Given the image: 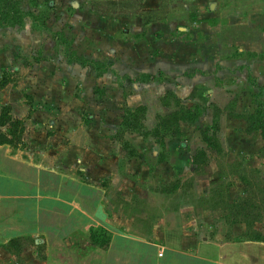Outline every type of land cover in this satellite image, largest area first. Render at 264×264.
<instances>
[{"label":"rangeland","instance_id":"1","mask_svg":"<svg viewBox=\"0 0 264 264\" xmlns=\"http://www.w3.org/2000/svg\"><path fill=\"white\" fill-rule=\"evenodd\" d=\"M21 4L28 14L24 24L0 30V88L7 82L12 90L20 85L23 96L10 95L15 103L8 106L11 115L25 119L32 113L28 106L35 104L42 109L44 126L30 127L26 134V127L15 126L16 149H26L28 138L46 148L48 158H65L77 152L76 147L84 149L76 133L85 139L94 135L95 143L86 146L98 154L94 156L98 169V161L102 164L112 154L108 167L113 173L103 185L107 208L122 216L117 219L119 228L151 238L156 230L179 235L190 226L203 240L209 234L201 221L226 218L225 224L213 223L215 231L206 239L216 253L215 234H225L234 221H246L247 238L260 243L244 255L237 249L243 244L230 246L226 263L264 264V0H21ZM145 34L146 45L137 47L139 36ZM163 44L170 46V54L185 49L188 54L170 72L145 65L144 59L154 52H166ZM94 60L105 62L106 77L98 78L103 68ZM222 69L228 71L225 81L218 77ZM148 70L155 74L152 78L143 76ZM166 74L171 80L159 85ZM196 74L200 77L193 82L183 79ZM38 79L42 88L49 89L47 96ZM30 83L41 93H26ZM118 83L125 95L133 93L127 102ZM215 87H220L210 93L215 101L204 99ZM174 88L188 99L173 95ZM5 94L0 92V102ZM161 96L165 104L176 105L172 112L167 113ZM202 102L220 109L215 107L214 124L208 130L203 128L212 124L211 115L184 126L186 147L180 140L171 143L184 153H166L152 140L159 132L158 113H166L160 117L166 126L162 132L177 133L180 118L201 115ZM94 119L95 132L86 131ZM133 130L141 135L128 134ZM106 138L112 139L109 146ZM182 159L183 177L177 166ZM168 171L171 175H165ZM108 240L109 233L95 228L89 239L77 233L49 251L40 247L38 259L46 258L47 264H104ZM33 262L20 259V264Z\"/></svg>","mask_w":264,"mask_h":264},{"label":"crops","instance_id":"2","mask_svg":"<svg viewBox=\"0 0 264 264\" xmlns=\"http://www.w3.org/2000/svg\"><path fill=\"white\" fill-rule=\"evenodd\" d=\"M12 28L17 27H0V30ZM137 31L140 32V29L138 28ZM148 34L142 35L143 37L139 36L140 39L136 42L137 47L146 45V39L149 40ZM141 37L146 38L141 39ZM249 44H251V49L256 50L257 44L255 41H251ZM163 46L167 48L166 52L160 55H156L157 52H154L155 55H150L148 59H144L146 62L145 65L148 63L153 66L157 65L159 67L158 69L166 67L170 72V69H177L175 63L183 62L185 60L184 57H187L188 54L185 53L186 49L179 54L178 52L177 54L176 52L170 54V46L164 44ZM1 63L2 61L0 65ZM223 63L224 61L220 65H223ZM74 65L76 66V64ZM198 68L201 69V66H198ZM204 71L207 73L210 72L206 68H204ZM226 71L222 69L218 74L219 79H222V81L226 79L223 75ZM108 73L106 72L98 78L102 79ZM4 74L5 72L2 78ZM147 74H152L151 78L155 75L152 71L148 70V72L143 73V76ZM198 77L200 76L196 74L195 77L188 76L183 77V79H188L189 82H193ZM205 77H209V75ZM163 80L167 81L171 80V78L166 74V76L161 77V80L157 81L158 84L162 85ZM37 81L42 88L39 79ZM10 85L11 83L7 82L0 88L2 94L6 93L5 96H1L3 101L0 102V116L3 106H15V103L10 99L12 93L17 92L21 94V97L23 96L20 85L13 90L10 88ZM118 86L123 93L124 100L127 102L133 96V93L125 95L119 83ZM178 87L181 88L180 86ZM183 88L185 92L186 87L183 86ZM215 88L208 90L207 95L205 94L203 98L205 99L206 97L207 100L212 99V101H215L213 100L215 95H211L210 93L215 92L220 87ZM42 89L43 94L47 96L49 89L46 86ZM102 89H104V94H107V87L104 86ZM179 91L177 88L170 90L173 95L182 99V101L188 99L187 95L184 96ZM26 93L34 95L41 92L32 83L30 86H27ZM36 96L38 97L39 95ZM163 96H161L163 106L168 110L167 113L172 112L176 105L165 104ZM208 103L202 102L203 112L194 121L187 119L179 120V135H173L172 133L165 135L163 144L157 142L155 135L154 137L150 135L152 140L161 146L166 153L174 150H179L181 153H184V149H174L171 143L172 141L180 140L182 146L186 147L187 144L183 140L186 134L184 126H194L206 116H212V124L205 129L203 128V130H208L212 127L215 120V107L218 108L219 106L215 105L213 109L212 106H208ZM28 107L29 112L32 110L29 117L24 119L23 117L12 116L15 119H21L25 122V134L28 133L30 127L38 129L43 125L40 119L42 112L40 110L42 109L37 110L35 104L33 107ZM41 107L47 110L44 106ZM137 107L140 108L142 106ZM143 107L149 110L148 106H144V104ZM27 111V107L24 108V113ZM132 111L135 112L136 110ZM165 115L166 113H158V125L155 127L156 129L160 126V117H164ZM96 119L99 118L96 117ZM96 119L86 125L88 129L86 131L91 129V131L95 132V128L92 125L97 123ZM61 127L64 128L65 126ZM9 128L10 125H0V135L7 134L8 137L12 138V135L9 134ZM132 132L134 134H140L134 130L128 131V134H132ZM100 137L102 136L98 138ZM75 139L83 140L84 144H81V146L84 145V149L76 147L75 150L77 152H69L65 158L60 155L58 158L54 155L51 156L52 158H48L49 153L47 149L42 148L36 141L28 138L27 142L29 145L26 149H16L18 145L15 143H4L0 141V264H20L21 257L27 262L34 261L33 263L35 264H47L46 258L42 261L38 259V249L40 247H45L49 251L53 247L61 246L70 236L77 233H83L89 239L90 232L95 228H100L109 233V240L103 249L102 255L104 264H227L226 260L230 256L229 253H231L227 252V249L230 246L237 244L245 245H242V249L237 248L244 255L245 253L243 252L250 250L249 248L256 249V244L260 243L247 238L250 233L248 222L234 221L225 234H215L217 240L214 243L216 246L214 249H217V252L213 253L214 251L211 249L213 246H209V243H206V239L210 238L212 232L215 231L212 226L213 223L215 224L217 221H220V224H225L228 221L226 218H219V220H209L206 218L201 221L203 223L202 228H205V232L209 234V236L204 235L203 240L200 239L201 234L198 235V232L190 228V226L179 235L172 231L162 234L156 230L151 238L141 237L122 230L119 228V223L117 222V219H122V216L119 213L109 211L105 203L107 190L103 184L105 179L111 177L113 173L110 172L108 167L109 162L112 161V154L110 153L108 157H105L102 164H100L101 160L98 161L100 165L98 169L96 166L98 159L94 157L95 155L98 156V154L92 151L89 146H86L95 143V136L92 135L91 137L89 135L85 139L76 133ZM111 140L105 139L107 146H109ZM203 143L207 145L205 141ZM31 145H33L32 148ZM85 146L87 149H85ZM86 150L87 153L85 152ZM89 154L91 155L90 157ZM193 155L192 165L197 168L198 163H196ZM81 156H84V159L79 164ZM161 162L166 163V160ZM178 164V173L183 177L184 172L181 169L185 166V159H182L181 162L179 161ZM172 174H174V171ZM165 175H171V172L168 171ZM208 181L205 180V183ZM188 224H191V222H188ZM32 239H34L35 244L31 243L30 240Z\"/></svg>","mask_w":264,"mask_h":264},{"label":"trees","instance_id":"3","mask_svg":"<svg viewBox=\"0 0 264 264\" xmlns=\"http://www.w3.org/2000/svg\"><path fill=\"white\" fill-rule=\"evenodd\" d=\"M27 17H28V14L24 10V8L21 4V0H0V27H14L17 25L18 26L23 25ZM94 63L102 66L103 71L100 75H103L104 73H106L109 70V68L106 69V64L104 62L94 60ZM196 118L197 117H193V118L185 117V118H180V119H187L190 121H194ZM178 124H179V121H178ZM0 125H2V126L10 125L9 134L12 135V138L8 137L7 134H1L0 135V141H2L4 143H14V139L16 138V131H17L16 129H14L15 126H21L23 129L25 128V122L21 119L13 118L11 115V112H10V107H8V106H5L2 110V114L0 116ZM159 125L160 126L156 129L159 131L157 133V142H159L161 144H163V138L165 137V135H167L169 133H172L173 135H179L180 134L179 125H178V129H177V133H173L171 131L170 132L167 131V133L162 132L163 129L166 128V126L164 127V125L162 123H160ZM159 136L161 137V142L158 141ZM195 161H196V159H195ZM196 163H197V161H196Z\"/></svg>","mask_w":264,"mask_h":264}]
</instances>
